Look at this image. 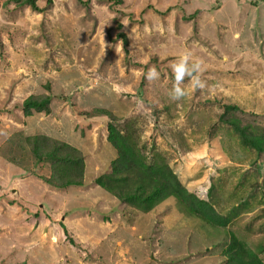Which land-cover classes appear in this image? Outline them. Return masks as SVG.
Listing matches in <instances>:
<instances>
[{"label":"rangeland","instance_id":"1","mask_svg":"<svg viewBox=\"0 0 264 264\" xmlns=\"http://www.w3.org/2000/svg\"><path fill=\"white\" fill-rule=\"evenodd\" d=\"M34 4L0 0V264H225L231 237L264 264V152L243 138L264 125V0ZM185 49L204 87L186 78L173 101ZM152 66L158 80L137 75ZM30 97L48 101L26 113ZM109 125L226 225L174 197L142 212L99 187L116 157ZM37 134L80 153L82 186L44 182L50 164L25 140Z\"/></svg>","mask_w":264,"mask_h":264},{"label":"trees","instance_id":"2","mask_svg":"<svg viewBox=\"0 0 264 264\" xmlns=\"http://www.w3.org/2000/svg\"><path fill=\"white\" fill-rule=\"evenodd\" d=\"M19 4L36 9L34 0H16ZM48 100L30 97L23 103L26 113L30 108L40 110ZM247 145L256 152H264V125L260 132L243 137ZM31 153L37 160H47L51 173L44 182L56 188L82 186L84 162L75 148L46 135L25 138ZM107 141L115 150L116 157L109 163V172L95 178V183L104 191L130 207L149 212L161 201L174 197L191 214L211 226H225L227 219L219 215L204 199H198L180 181V175L168 163H147L129 141V138L108 126ZM208 192V191H207ZM225 264H262L253 251L244 249L233 237L224 251Z\"/></svg>","mask_w":264,"mask_h":264},{"label":"clouds","instance_id":"3","mask_svg":"<svg viewBox=\"0 0 264 264\" xmlns=\"http://www.w3.org/2000/svg\"><path fill=\"white\" fill-rule=\"evenodd\" d=\"M147 31L149 29L145 26V32ZM170 67L174 76V83L169 91V97L173 101H180L185 97L186 91L183 85L186 78H188L189 86L193 90L204 87V83L199 76L202 71V65L199 61L192 58V53L188 49H185L177 59L172 61ZM137 75H144L149 81L158 80L160 77V73L155 66L150 67L147 73L137 70Z\"/></svg>","mask_w":264,"mask_h":264}]
</instances>
